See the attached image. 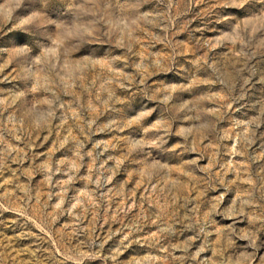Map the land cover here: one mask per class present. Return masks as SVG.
Masks as SVG:
<instances>
[{
    "label": "rangeland",
    "instance_id": "obj_1",
    "mask_svg": "<svg viewBox=\"0 0 264 264\" xmlns=\"http://www.w3.org/2000/svg\"><path fill=\"white\" fill-rule=\"evenodd\" d=\"M0 264H264V0H0Z\"/></svg>",
    "mask_w": 264,
    "mask_h": 264
}]
</instances>
